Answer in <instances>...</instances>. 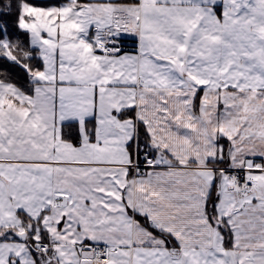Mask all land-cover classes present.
<instances>
[{"label": "snow or ice", "instance_id": "obj_1", "mask_svg": "<svg viewBox=\"0 0 264 264\" xmlns=\"http://www.w3.org/2000/svg\"><path fill=\"white\" fill-rule=\"evenodd\" d=\"M0 264H264V0H0Z\"/></svg>", "mask_w": 264, "mask_h": 264}]
</instances>
